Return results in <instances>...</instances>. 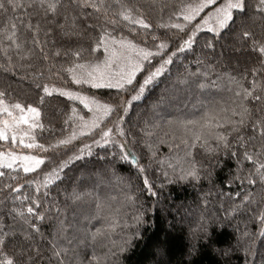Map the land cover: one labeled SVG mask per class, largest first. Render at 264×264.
I'll use <instances>...</instances> for the list:
<instances>
[{"label":"trees","instance_id":"1","mask_svg":"<svg viewBox=\"0 0 264 264\" xmlns=\"http://www.w3.org/2000/svg\"><path fill=\"white\" fill-rule=\"evenodd\" d=\"M22 2L31 3L32 7H21L15 12L0 10V26L15 16L20 39L29 41L25 47L34 48L36 55L22 60L12 50V60L8 63L0 54V92L4 93L0 99L8 104L20 103L25 109L29 105L36 107L39 116L34 134H27L23 144L19 142L20 135L13 143L9 134V140H0V152L35 155L44 163L29 173L18 166L21 164L18 161L12 168L0 165V172L5 173L0 176V234L13 233L7 238V250L23 249L28 253L34 247L39 248L44 259L37 258V264H56L54 259L50 260L53 241L68 249L63 256L64 264H89L93 255L100 264H264V236L260 235L264 223L256 219L264 210V183L258 179L255 184L234 179L248 173L249 163L245 161L243 171L238 173L237 157L230 150L220 148L210 153L199 142L192 147V135L199 129L186 124L200 121L205 112L239 119L228 111L235 107L234 92L239 90L236 84L229 83L228 77L248 87L253 79L248 69L257 60L246 47L236 50L241 46L235 44L234 34L248 28L259 37L264 34V21L254 18L249 9L246 15H237L235 22L219 37L202 28L193 37L191 47L176 51L211 9H205L190 23L175 13L182 5L198 0H119V3L105 0V6H111L108 16L117 20L116 24L109 23L102 13L97 14L91 8L83 10L85 15H77L79 10L74 9L72 0H61L62 7L55 17L44 15L39 0ZM249 3L254 4L255 0ZM122 5L132 10L134 19L143 16L152 27L141 29L123 20L119 15ZM65 14L69 25L72 17H77L81 35L66 36L57 27L65 23ZM29 19L33 26L37 23L41 26L38 39L49 56L47 61L39 58V48L30 43L32 33L20 23ZM48 20L55 22L48 24ZM175 23L187 24V27L184 31L158 27ZM89 24L94 27H87ZM48 28L51 31L46 36ZM104 31L108 33L106 40L108 37L117 41L127 39L153 53L158 51L156 45L161 42L168 47L159 50V56L144 62L132 85L126 84L122 89L107 85L77 87L67 68L73 63L85 64L88 70L102 65L110 52L105 53L103 47L96 51L92 48ZM153 36L157 39L153 40ZM208 41L213 42V48L206 47ZM109 43L111 48H119L118 44ZM57 49L59 56L54 55ZM74 51H80L79 58L72 55ZM169 56L172 63L164 65L160 76L145 86L140 98L128 104L148 72L154 71ZM197 69L201 73L198 79L189 75ZM262 78L264 73L256 76L257 80ZM200 82L206 87H198ZM45 85L48 93L43 91ZM61 91L72 94L81 91L90 99L121 107L105 116L99 127L76 136L69 144H59L58 141L71 137L72 131L90 114L81 99L61 95ZM204 93L212 106L203 101ZM152 106L156 111L150 115ZM123 107H127V112ZM117 115L123 117L122 135L114 127ZM5 117L6 114L0 113V118ZM219 123L223 128L216 131L227 133L230 125L223 119ZM107 127L113 131L108 138L110 142L104 144L101 131ZM243 133L247 141V136L252 134L250 126ZM234 137L235 133L228 137L231 150L242 153L244 149L239 148ZM98 140L100 143H95ZM184 140L189 143H183ZM209 143L215 147L214 140ZM27 144L34 146L28 148ZM247 144L250 151H255L260 148L261 140L257 136ZM84 145L89 146L91 154L85 148L82 158L70 159L79 155ZM125 154L128 158L122 159ZM62 162L66 166L58 171L60 178L47 186L41 183L44 174L60 168ZM193 166L198 173L196 178H179ZM145 177L151 192L143 183ZM38 183L39 191L36 190ZM17 185H20L19 191L13 192L12 188ZM73 195L79 198L74 199ZM25 196L30 199L24 200ZM33 197L38 201V207H33L44 215L42 220L30 218L39 226L38 233L10 214L13 208L26 207ZM97 229L102 234L93 240L92 233ZM24 232L32 239H25ZM246 232L250 235L246 236ZM252 240H255V255H248L245 249L251 246Z\"/></svg>","mask_w":264,"mask_h":264},{"label":"snow or ice","instance_id":"2","mask_svg":"<svg viewBox=\"0 0 264 264\" xmlns=\"http://www.w3.org/2000/svg\"><path fill=\"white\" fill-rule=\"evenodd\" d=\"M74 5V9H78L79 12L77 15H85L84 9L91 8L93 12L97 14H101L105 20H107L111 24L118 23L114 18H109L108 16V8L111 7L108 5L105 6V0H72ZM119 3V0H117ZM21 7H32L31 3L25 4L22 0H0V10H4L5 12L11 9L13 12L20 9ZM39 7L43 10L44 15L47 17L49 14L55 17L60 8L61 0H39ZM123 10L119 13L120 17L128 21L131 24L139 25L141 29H150L152 25L148 23L143 16H137L135 19L132 15V10L122 5ZM205 9H211L207 12L206 15L203 16L201 23L195 25L192 33L188 35L187 40H183L180 47L177 48L176 51H183L186 48L191 47V44L194 42L193 37L196 32H198L202 25L206 27L207 31L214 34V37H219L225 30L230 28V24L234 23L237 15L244 16L247 14L249 9H252L254 18H258L264 21V0H255L254 4H250L249 0H198V2L193 4L182 5L181 10L175 15L182 16L185 22L190 23L196 17L200 16ZM91 15V13L86 14ZM68 16L65 14L64 20L65 23L57 24V27L61 29L64 35H81V30H79V24L76 22L77 17L73 16L71 19V24L67 23ZM17 18L15 16L9 17L8 20L5 21L3 26H0V54H3L8 63H11L12 57L10 52L15 50V54L20 57V59H27L33 55H36L35 49L32 47L26 48L25 45L29 43V41L21 40L19 33V27L17 24ZM55 21L48 20L47 23L51 24ZM23 25L24 29L32 33V39L30 43L34 45L36 48H39V58L47 61L49 56L45 53L44 47L41 46V41L38 39L39 32L41 31V26L37 23L33 26L31 20L29 19L26 23L20 21ZM173 27L179 29L180 31H184L187 27V24L175 23L171 25H158V27ZM87 27H94V25H87ZM67 28V31H65ZM51 31V28L45 30V35ZM106 36L108 33L106 31L101 32L98 38L94 41L95 46L92 48V51H96L98 48L103 47L105 53L110 52L111 54L106 57V59L102 62V65H95L91 70H88V67L82 63H73L70 67L67 68V72L72 74V79L74 83H89L92 87H101L105 84L109 87L115 88H124V86L132 85L133 80L135 78L136 72L140 71L143 67L142 61L148 60L150 57L159 56L160 51L166 47L167 44L164 42L156 45L158 51L153 53L151 50L147 48H141L135 43L127 39H121L119 41L115 40L112 37H108L106 40ZM153 40H156L157 37L153 36ZM234 41L236 45H240V48L236 50H241L242 48H248L252 53L255 54L257 64L248 69V74H251L253 77L250 85L248 87H244L239 81H236L234 77L229 76V83L236 84L238 91L234 92L235 97L237 98L235 102V107L229 109L232 116H238L239 119L233 120L231 117H222L218 113L215 115L210 114L209 112H205L204 115L200 118V121H187L186 124H190L193 126H198V131L194 132L192 135V147L196 146V143L199 142L200 146L204 148L207 152H215L220 148L230 150L231 155L233 157H237L238 164V173L243 171L244 162L247 161L251 166L248 173L246 175H237L234 179H239L241 181H247L250 184H255L257 179L259 182L264 183V78L261 80H257L256 76L264 73V34L259 37L255 32L251 31L248 28H241L238 32L234 34ZM111 44H118L119 50L110 47ZM206 47L213 48L214 44L212 41H208ZM55 56L60 55V50L57 49L54 52ZM73 56L79 58L80 51H74L72 53ZM174 55V53H173ZM114 60H121L122 63L119 64L118 71L113 72L111 70V66ZM172 59L169 56L167 59H164L159 67L155 68L154 71H149L148 75L145 76L143 83L139 85V88L135 90L136 94L131 97V99L127 102L128 104L131 101L137 100L143 94L145 90V86L151 83L155 77L160 76L161 72L164 70V65L171 64ZM199 63V62H198ZM190 76L196 77L197 79L201 75L200 70L197 69L196 72L190 73ZM198 87L204 88L206 84L204 82H200ZM43 91L45 93L49 92V88L45 85L43 86ZM57 91H60L57 89ZM61 95L72 96V93L67 91H61ZM4 93L0 92V97H3ZM77 98L81 99V102L85 104L86 108H89L90 111H94L97 114H94L93 119L90 122H85L84 127L91 130L92 128H96L100 126V122L103 117L109 116L112 112L117 111V108L121 106H113L109 104H100L98 101L94 99H89L88 97L77 96ZM42 102V98H41ZM90 105L94 106L90 107ZM259 105V106H258ZM16 111L19 112V115L14 114ZM123 111L127 112V107H123ZM0 113L6 114V118H0V140H9V134H11V140L13 143L16 142L17 136L20 135V143L23 144V135L26 134L24 130L21 128V125H29V118L27 113L34 114L39 116V111L36 107L31 105L27 106V110L25 111L24 106L20 103H15L9 106L4 104L3 99H0ZM83 119V118H82ZM223 119L225 123L230 125V129L227 133L216 131L218 128H223V124L219 123V121ZM123 120V117L117 115V121L114 124V127L117 132L121 135L123 134L122 129L120 128V121ZM171 124L172 121H169ZM184 123V122H182ZM30 127H35V124L29 125ZM251 128V135L247 136V141H252L259 136L261 140V146L259 149L255 151H250L248 149V144L245 139V135L243 130L246 127ZM113 129L111 127H107L102 129L101 131V139L104 144L109 143V137L112 133ZM235 133L234 141L239 145V148L244 149L242 153H238L235 150H231V143L229 141V136ZM75 133L68 139L58 141L59 144H69L72 139L75 138ZM214 140L216 142L215 147H213L209 141ZM185 144L189 142L187 140L182 141ZM95 143L99 144L100 141H95ZM33 144H27L26 147L32 148ZM41 150H45L43 145L38 146ZM54 147V146H51ZM123 147V145H121ZM89 148L88 145H84L83 148L79 150V155H74L70 157V159H80L84 154V149ZM91 154V150L89 148V155ZM0 158H3V166L12 168L13 164L16 163L17 160L22 163L18 165L23 168L25 173L33 172L35 169L39 168L41 164L44 163L42 158L31 155H17L15 152H8L6 155L3 152H0ZM122 159H127V154L121 157ZM135 163V161H134ZM66 166L65 163L62 162L60 168H53L51 172L45 173L43 183L45 186L53 183L54 179H59L60 177L57 175L58 171H61L62 168ZM140 171L143 173L144 169L141 167ZM5 175V173L0 172V176ZM196 178L198 173L195 169V166L187 170L183 175L179 178L184 179L185 177ZM32 183V182H29ZM145 187L148 191L151 192V185L147 177H145L143 181ZM6 187H11L10 185H6ZM39 183L37 184V191H39ZM20 185H17L15 188H12V191H19ZM47 195V193H45ZM155 195V193H153ZM74 199H78L79 197L73 195ZM14 199H20L19 197H14ZM30 198L25 196L24 200H29ZM245 199H248L246 196ZM36 205L38 207V201L36 198H31V202L26 207L13 208L11 213L13 215V219L19 217L25 224L28 225L29 228L34 230L35 232H39V226L32 222L31 217H35L36 220L44 219V215L42 213L37 212V208L33 207ZM261 223H264V210H262L259 215L256 217ZM61 224L63 222L61 221ZM206 232V229H202ZM13 233L3 232L0 234V264H37V258L39 260H43L44 256L39 248H32L31 252L25 253L23 249H18L16 251H8L7 250V238L9 235ZM101 230L97 229L95 233H92V239L95 240L97 236L101 235ZM25 239H32L31 235L28 232L23 233ZM245 235H250L249 233H245ZM261 236H264V230L260 232ZM127 243V242H125ZM255 240H252L251 246L248 249H245L248 255H255L254 252ZM51 259L56 261V264H64L63 256L67 255L68 249L61 248L57 245L55 241L51 243ZM123 251V248L121 249ZM89 264H100L99 259L93 255L89 259Z\"/></svg>","mask_w":264,"mask_h":264},{"label":"rangeland","instance_id":"3","mask_svg":"<svg viewBox=\"0 0 264 264\" xmlns=\"http://www.w3.org/2000/svg\"><path fill=\"white\" fill-rule=\"evenodd\" d=\"M210 11V10H209ZM192 22V21H191ZM199 23H201V22H199ZM196 24H198V23H196ZM195 24V25H196ZM202 28H206V27H204L203 25H202V27H201V29ZM117 50H119V48L117 49ZM111 54V53H110ZM146 61V60H145ZM145 61H142V63L144 64V62ZM123 61H121V60H114L113 61V63H112V67H111V70L113 71V72H115V71H118V67H119V64L120 63H122ZM141 70V69H140ZM139 72V71H138ZM138 72H136V74H135V76L137 75V73ZM76 84V83H75ZM106 85V84H105ZM76 86L77 87H85V86H92L91 84H89V83H80V84H76ZM76 91V90H75ZM67 92H70V91H67ZM78 94V95H77ZM77 96H83V97H88V96H86L84 93H82L81 91H78V93H74V94H72V97H77ZM208 95L206 94V93H204V99H203V101L204 102H207L208 104H211V103H209V100L207 99L208 97H207ZM89 98V97H88ZM90 99V98H89ZM96 100V99H95ZM96 101H98L100 104H104V103H102V102H100L99 100H96ZM215 102V101H214ZM214 102H212V103H214ZM4 104L5 105H7V106H9V108H10V105H13V104H15V103H11V104H8V103H5L4 102ZM84 104V103H83ZM215 104V103H214ZM85 105V104H84ZM211 106H212V104H211ZM90 107H93L94 108V106H92V105H90ZM27 110V108L25 109V111ZM154 111H156V109H155V107L154 106H152V107H150L149 108V113H150V115L151 114H153V112ZM90 112V114H89V116L83 121V123L79 126V127H77L76 129H74L73 131H72V133H71V136L73 135V133H75L76 135H75V137L76 136H78V135H81V134H83V133H87V132H89L90 130L89 129H87V128H85L84 127V124H85V122H90L92 119H93V117H94V114H97L98 115V113H95L94 111H89ZM14 114H16V115H18V112H15ZM27 115H28V118H29V125H31V124H35V125H37V116L36 115H34V114H31V113H27ZM6 118V117H5ZM104 118V117H103ZM29 125H21V128L24 130V132L26 133V134H23V139H25L24 137H26V135L27 134H30L31 132L34 134V129H35V127H30ZM93 129V128H92ZM91 129V130H92ZM11 135V134H10ZM21 137V136H20ZM17 139H18V136H17ZM23 155H25V154H23ZM33 156V155H32ZM35 156V155H34ZM37 157H39V156H37ZM39 158H41V157H39ZM19 163H22L21 161H19V160H17ZM1 163H3V158H0V165H1Z\"/></svg>","mask_w":264,"mask_h":264}]
</instances>
